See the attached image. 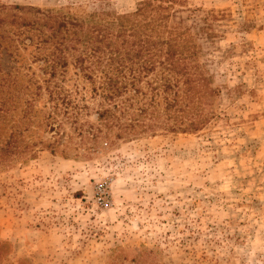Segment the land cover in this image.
I'll list each match as a JSON object with an SVG mask.
<instances>
[{"label": "rangeland", "instance_id": "374dc122", "mask_svg": "<svg viewBox=\"0 0 264 264\" xmlns=\"http://www.w3.org/2000/svg\"><path fill=\"white\" fill-rule=\"evenodd\" d=\"M143 1L0 0L35 22L22 35L4 24V71L27 83L65 56L58 70L74 101L56 106L43 90L29 105L24 91L3 113L0 148L14 130L19 143L0 159V264H264V0H166L213 79L205 128L93 139L99 99L76 59L93 25ZM63 20L69 30L53 31Z\"/></svg>", "mask_w": 264, "mask_h": 264}, {"label": "trees", "instance_id": "16d2710c", "mask_svg": "<svg viewBox=\"0 0 264 264\" xmlns=\"http://www.w3.org/2000/svg\"><path fill=\"white\" fill-rule=\"evenodd\" d=\"M167 2L146 0L137 11L118 15L111 25L117 26L118 34L115 36L122 38L120 42L111 37L114 35L109 31L111 25L92 26L93 34L95 31L97 34L91 48L85 49L76 60L81 76L89 85L90 99H99L96 115L103 128L93 133V139L108 136L111 130H116V137L148 129L153 133L158 130L198 132L211 121L213 114L207 110L204 100L209 90L216 91L212 87L213 79L201 69L191 28L170 22V5ZM13 8L24 9V6ZM12 9L0 5V93H3L0 96V121L9 110L7 105L21 98L24 91L32 95L31 99H26L29 105L41 99L43 90L56 106L73 105L71 95L63 93L65 76L58 70L59 66L66 65L65 56L60 55L58 61L46 58L40 79L33 76L27 83L20 84L11 68L4 71L1 60L5 50L10 51V56L13 54L10 50L12 45L5 46L8 42L5 33L12 30L4 28V24L15 26L18 34L22 35L28 30V25L35 23L12 12ZM53 16L50 12L45 15L47 21ZM62 27L69 30L63 20L53 31H60ZM56 49L65 51L59 44ZM63 59V64H60ZM53 129L54 126L51 127ZM18 143L14 130L4 147L0 148V159L6 158L8 152L14 153ZM56 150L52 148V152ZM61 154L68 156L64 150Z\"/></svg>", "mask_w": 264, "mask_h": 264}]
</instances>
